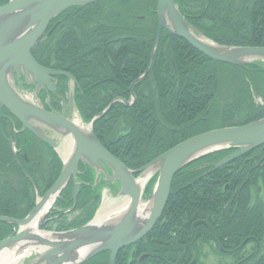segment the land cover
Listing matches in <instances>:
<instances>
[{
  "label": "trees",
  "instance_id": "1",
  "mask_svg": "<svg viewBox=\"0 0 264 264\" xmlns=\"http://www.w3.org/2000/svg\"><path fill=\"white\" fill-rule=\"evenodd\" d=\"M6 1L0 0V6ZM174 3L189 25L218 45L264 47V0ZM66 13L31 55L39 65L74 77L80 93L76 109L89 123L114 100L130 101V85L148 68L158 23L156 0H102ZM230 69L234 74H229ZM132 93L134 104L126 107L115 102L94 122L93 133L124 166L138 170L188 138L264 118V64L236 67L213 62L163 32L152 72ZM231 152L206 155L180 170L156 226L144 239L120 251L115 264H189L192 260L200 264L206 245L236 259L234 264H264V150L255 149L210 172ZM60 168L51 154L48 188ZM19 175L17 197H0V216L23 219L32 207L30 183ZM84 180L90 184L93 176L87 173ZM71 189L72 183L62 191L57 210L72 205ZM92 190L86 185L78 194L75 210L80 213L73 222H52L50 227L66 231L90 221L100 202V195L95 197ZM5 199L7 203H2ZM11 227L0 223V241L13 235ZM247 244L253 250L242 256ZM132 251L136 258H146L138 263L131 259ZM108 255L99 254L84 264H108Z\"/></svg>",
  "mask_w": 264,
  "mask_h": 264
},
{
  "label": "water",
  "instance_id": "2",
  "mask_svg": "<svg viewBox=\"0 0 264 264\" xmlns=\"http://www.w3.org/2000/svg\"><path fill=\"white\" fill-rule=\"evenodd\" d=\"M98 1L101 0H7L6 4L0 6V107H5L24 129L32 132L52 149L56 148L57 143L52 137L44 135L40 126L49 130L59 142L69 139L73 144L57 180L24 219L0 216V223L18 229L13 236L0 241V254L12 253L19 261L25 259L24 264H84L105 252L109 254L108 264H115L120 251L141 241L156 226L167 205L173 178L181 169L208 154L234 150L213 166L210 172H214L259 147L264 148L262 118L247 125L215 129L188 138L138 170L128 169L110 154L95 137L94 122L103 117L115 102H122L126 107L133 105V87L152 72L162 32L183 40L213 62L236 67L264 64V47L218 45L203 37L185 21L174 0H156L158 23L150 63L146 71L130 85L132 102L114 100L89 123L84 124L74 106L75 79L67 73L40 66L32 58L31 50L56 16L67 9L85 7ZM53 29L54 27L48 34ZM13 74L18 86L31 84L38 89L49 87L51 77L62 76L68 79L69 107L73 119L46 112L24 101L16 92ZM79 164L91 169L96 178L102 175L106 182L116 183L117 198L128 200L127 207L122 213L121 210L111 213L109 217H113L110 219L107 217L98 220L96 213L92 220L76 229L64 232L38 231L41 224V219L36 218L38 212L49 202L45 213L51 208L68 182L76 178ZM148 173L151 175L142 185L140 180ZM154 177L156 182L144 203L149 206L145 214L146 209L142 210L141 207L142 196ZM79 188V183L74 184L71 194L73 200L76 199ZM143 258L144 256L139 260Z\"/></svg>",
  "mask_w": 264,
  "mask_h": 264
},
{
  "label": "flooded vegetation",
  "instance_id": "3",
  "mask_svg": "<svg viewBox=\"0 0 264 264\" xmlns=\"http://www.w3.org/2000/svg\"><path fill=\"white\" fill-rule=\"evenodd\" d=\"M75 9L80 8H70L56 16L50 22L44 35L49 36L54 31V29L60 25L61 21H57V18L60 15H63V13L67 12L68 14L66 13V15L68 16L69 12ZM53 27V31L48 34L49 30H51ZM13 78L15 81L16 92L22 97L24 101L33 104L38 108L44 109L47 112L70 119L73 118L72 115L71 117L66 115L70 110L68 79L62 76H54L49 80V87L38 89L35 85L31 84H22L18 86L17 79L14 74ZM78 88L79 87L75 83L73 93L75 107L76 96H80V93H78ZM39 129L44 135L53 138L54 142L57 143L56 148L52 149L48 144L37 138L32 132L24 129L22 124L14 116H12L5 107H0V197L3 195L8 196V194H12V198L15 196L17 197L18 191L20 189L19 174L21 173L23 177H25L30 183V189L28 193L30 194L29 202L32 207L28 211L27 215L34 209L38 199H40L50 188H48V179L49 170L51 168V154H54L61 163L60 171L63 165V157L60 155L58 149L64 144L65 141L62 140L59 142V140L56 139L55 136H53V134L45 127L40 126ZM87 173L92 176V172L87 167L79 164L77 178L70 180L68 185L72 183L73 186L75 182H79L81 184L79 193L84 186L88 185L93 189L92 192L94 193L95 197H97L98 194L101 195V197L104 195L107 196L108 193H110L111 186H116L115 183L102 185V178H98L96 181L93 178V182L88 184L84 180ZM42 178L43 180H41ZM12 198L10 199L12 200ZM7 199L2 201V203H7ZM17 203L18 201H16V204ZM55 204L56 202L46 213H43L40 216L41 224L37 229L38 231H57L56 226L50 227L52 222L54 224L55 222H61L64 220L67 222H73L79 216L80 212L75 210L76 201H72V205L70 207L64 208L62 210H57L55 208ZM40 212L41 210L38 212V214H40ZM17 230L18 229L16 227H11L13 234L16 233ZM248 245L252 244H247L246 246ZM138 258L135 257V253L132 251L131 259L138 260ZM145 258L146 255L144 259ZM141 261L139 263H141ZM192 261L193 264H195V260Z\"/></svg>",
  "mask_w": 264,
  "mask_h": 264
},
{
  "label": "rangeland",
  "instance_id": "4",
  "mask_svg": "<svg viewBox=\"0 0 264 264\" xmlns=\"http://www.w3.org/2000/svg\"><path fill=\"white\" fill-rule=\"evenodd\" d=\"M230 72L231 73H229V74H234L233 70H231V69H230ZM66 115L68 117H71V115H72L71 110H69V112ZM155 181H156L155 178L152 179L147 184L146 188L144 189V191H146L147 188L149 186H151L150 192H148V193L145 192V194L143 195V198H142L143 203L147 202V198H148V196L150 195V193H151V191L153 189ZM150 183H151V185H150ZM117 193H118V186H114V187L111 186L110 193H108V195L105 198L107 199V201L108 200H112L115 203L121 204V203H123L125 201V199L124 198H117ZM102 202H103V199H101V201L99 202V205H98V207L96 209L97 212H98L99 208L101 207ZM251 250H253V245L246 246L245 250L242 251V256H246V255L250 254ZM30 258L31 257H29L28 259H30ZM25 261H26L25 259L21 260V261H18L17 264H24ZM235 261H236V259H234L231 256L219 255L217 253V250L215 248L214 249L211 248V246H209V245L204 246L203 249H202V252H201L200 264H234Z\"/></svg>",
  "mask_w": 264,
  "mask_h": 264
},
{
  "label": "bare ground",
  "instance_id": "5",
  "mask_svg": "<svg viewBox=\"0 0 264 264\" xmlns=\"http://www.w3.org/2000/svg\"><path fill=\"white\" fill-rule=\"evenodd\" d=\"M76 118V117H75ZM76 120H77V122H78V119L76 118ZM76 122V123H77ZM69 139H67V141H68ZM67 141H65L64 142V144L63 145H61V147H59V153H60V155H62L63 156V158L66 156H68L67 154H70V152L72 151V149H73V144L71 143V145H70V143H69V141L67 142ZM151 174L150 173H148L142 180H140V182H141V184L142 185H144L145 184V182L147 181V178L150 176ZM106 197V195L104 196V198H103V202H102V205H101V207L99 208V210H98V213H97V216H96V218L98 219V220H101V219H104V218H107L108 217V219H110V217L112 218L113 217V215L112 216H110L109 217V215L111 214V213H113L114 211H118V210H121V212L120 213H122V211H124L125 210V208L127 207V205H128V200H126L125 199V201L123 202V203H121V204H119V203H115L114 201H112V200H108L107 201V199L105 198ZM49 204H50V202L48 203V205L46 204V205H44V207H42V210H41V212H40V214H38L37 215V220H39L40 219V216L43 214V213H45V211H46V209H47V207L49 206ZM141 207H143L142 208V210H145V214L147 213V211H148V209H149V206H147V205H145L144 203L142 204V206ZM119 216V215H118ZM117 216V217H118ZM35 223H36V221H35ZM33 231L35 232L36 231V229H33ZM18 259H15L14 258V256H13V254L12 253H1L0 254V264H17L18 263Z\"/></svg>",
  "mask_w": 264,
  "mask_h": 264
}]
</instances>
